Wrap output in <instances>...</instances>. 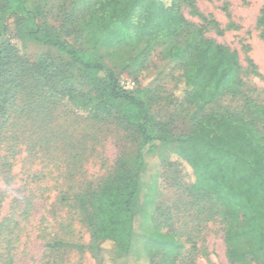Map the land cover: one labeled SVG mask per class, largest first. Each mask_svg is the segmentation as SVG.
<instances>
[{
	"label": "trees",
	"instance_id": "16d2710c",
	"mask_svg": "<svg viewBox=\"0 0 264 264\" xmlns=\"http://www.w3.org/2000/svg\"><path fill=\"white\" fill-rule=\"evenodd\" d=\"M182 4L199 24L186 20ZM71 7L54 33L27 0H0V13L16 18L12 40L0 44V159L24 145L29 155L47 153L46 161L65 169L58 202L88 232L86 249L95 264H104L105 244L123 253L132 246L142 159L138 152L131 163L119 157L104 177L91 180L80 164L89 131L123 126L142 145L170 147L162 169L175 200L153 212L143 242L149 264H194L203 224L217 216L225 227L227 262L264 264V98L248 83L260 75L250 59L242 66L234 51L205 36L237 28L222 29L192 0H78ZM256 28L264 41V6ZM126 43L134 53L122 62L124 70L142 72L158 50L176 62L169 104L191 112L186 135L175 137L153 120L150 89H124L102 62L101 50L111 60ZM30 208L27 202L23 215ZM241 241L248 246L240 248ZM58 242L47 249L69 246Z\"/></svg>",
	"mask_w": 264,
	"mask_h": 264
},
{
	"label": "rangeland",
	"instance_id": "374dc122",
	"mask_svg": "<svg viewBox=\"0 0 264 264\" xmlns=\"http://www.w3.org/2000/svg\"><path fill=\"white\" fill-rule=\"evenodd\" d=\"M77 1L27 0V5L30 9L39 8L43 13L41 22L46 29L57 33L61 23L72 13L71 4ZM192 1L201 15L211 16L222 29L229 25L237 28L226 31L221 36L208 30L205 36L234 51L242 66H245L247 58L252 61L260 78L251 77L248 83L261 92V97L264 98V41L260 39L256 28V20L260 8L264 6V0ZM182 13L187 21L200 23L198 18L190 14L185 4H182ZM15 24L16 18L0 13V44L5 40H12ZM28 53L36 56L38 50L28 46ZM133 53L132 44L126 43L115 50L113 59L104 58V50L99 52V57L107 67L114 70L124 89L152 91L153 101L149 109L154 121L167 125L168 131L175 137L186 135L190 128L191 112L173 110L169 104V96L178 75L176 62L167 57V52L158 50L148 59L142 72L124 70L122 62L130 59ZM89 133L92 137L87 141L80 164L85 179L104 177L119 157L131 163L132 157L138 152L142 159L132 246L127 253H123L112 250L110 244H105L104 251L107 255L104 264H149L144 254L143 242L150 232L153 212L158 205L175 200V191L169 187L162 169L163 157L170 147L159 142L142 145L133 130L114 123L96 127ZM46 157L47 153L29 155L24 145H20L14 155L6 151L2 153L0 264H95L86 249L88 232L77 222L74 213L58 202V190L63 182L60 177L65 169L56 165L57 163L46 161ZM185 171L190 173L186 167ZM12 201L16 202V209L11 210ZM27 202H30L31 208L28 215H23ZM7 218L12 221L3 223ZM42 220L49 223V229L42 224ZM203 225L196 240L194 264H229L225 256V227L221 218L217 216ZM58 241L69 246H62L51 253L46 245L49 242L57 245ZM237 245L245 248L248 243L241 241Z\"/></svg>",
	"mask_w": 264,
	"mask_h": 264
}]
</instances>
